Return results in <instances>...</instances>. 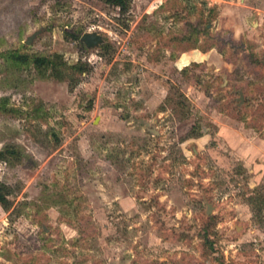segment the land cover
Listing matches in <instances>:
<instances>
[{
  "label": "rangeland",
  "instance_id": "obj_1",
  "mask_svg": "<svg viewBox=\"0 0 264 264\" xmlns=\"http://www.w3.org/2000/svg\"><path fill=\"white\" fill-rule=\"evenodd\" d=\"M125 1L0 0V264H264V0Z\"/></svg>",
  "mask_w": 264,
  "mask_h": 264
},
{
  "label": "trees",
  "instance_id": "obj_2",
  "mask_svg": "<svg viewBox=\"0 0 264 264\" xmlns=\"http://www.w3.org/2000/svg\"><path fill=\"white\" fill-rule=\"evenodd\" d=\"M108 2L114 6L119 7L122 11H124L126 9L127 4H126L125 0H108ZM48 63H50V60L46 57L34 58V64H36L38 66H42V65H45ZM0 154H2V153H0ZM8 195H9L8 186L6 184L0 182V205L4 208H7L8 204H9ZM259 216H260V214H259Z\"/></svg>",
  "mask_w": 264,
  "mask_h": 264
},
{
  "label": "water",
  "instance_id": "obj_3",
  "mask_svg": "<svg viewBox=\"0 0 264 264\" xmlns=\"http://www.w3.org/2000/svg\"><path fill=\"white\" fill-rule=\"evenodd\" d=\"M36 33L37 32H34L32 35L26 37L25 43L29 44L35 37ZM80 41H82L87 48H92L99 45L103 41V39L98 32H85L80 36ZM240 101H242V99H240ZM210 212L211 209L208 206L206 209V213L209 214Z\"/></svg>",
  "mask_w": 264,
  "mask_h": 264
},
{
  "label": "crops",
  "instance_id": "obj_4",
  "mask_svg": "<svg viewBox=\"0 0 264 264\" xmlns=\"http://www.w3.org/2000/svg\"><path fill=\"white\" fill-rule=\"evenodd\" d=\"M197 49H193V56H195V52H196ZM195 51V52H194ZM198 54H201L200 52ZM197 54V55H198Z\"/></svg>",
  "mask_w": 264,
  "mask_h": 264
}]
</instances>
